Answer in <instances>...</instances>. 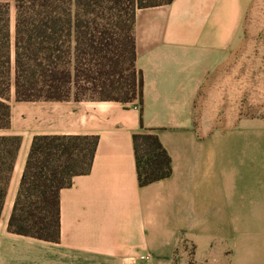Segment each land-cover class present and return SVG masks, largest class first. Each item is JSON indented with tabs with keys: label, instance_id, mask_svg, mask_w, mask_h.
<instances>
[{
	"label": "crops",
	"instance_id": "0c3cea01",
	"mask_svg": "<svg viewBox=\"0 0 264 264\" xmlns=\"http://www.w3.org/2000/svg\"><path fill=\"white\" fill-rule=\"evenodd\" d=\"M135 37L141 105L10 103L0 133L21 145L0 217V264H264V115L255 114L264 109V0L141 8ZM145 130L158 136L171 174L140 186L132 136ZM43 134L98 136L90 171L60 191L58 242L7 229L32 138Z\"/></svg>",
	"mask_w": 264,
	"mask_h": 264
},
{
	"label": "trees",
	"instance_id": "16d2710c",
	"mask_svg": "<svg viewBox=\"0 0 264 264\" xmlns=\"http://www.w3.org/2000/svg\"><path fill=\"white\" fill-rule=\"evenodd\" d=\"M171 1L14 0L12 66L10 6L0 0V132L10 128L11 86L19 102L73 98L141 105L136 11ZM132 140L140 186L171 174V159L154 132L134 133ZM97 144L96 135H35L8 231L58 242L60 191L90 171ZM20 145L21 136L0 133V217Z\"/></svg>",
	"mask_w": 264,
	"mask_h": 264
},
{
	"label": "rangeland",
	"instance_id": "374dc122",
	"mask_svg": "<svg viewBox=\"0 0 264 264\" xmlns=\"http://www.w3.org/2000/svg\"><path fill=\"white\" fill-rule=\"evenodd\" d=\"M5 2H8L9 6H10V14H9V18H10V33H11V49H10V54H11V59H12V66H13V47H12V38H13V33H14V19H15V10H14V0H3ZM262 65H259V68H261ZM12 79V77H11ZM206 90V89H205ZM205 90L202 91L201 97L199 98V102L204 103L205 107L207 106V104L205 103V100L208 95L205 94ZM96 96V95H94ZM85 97H89V95H86ZM8 98H9V102L13 103L15 100V96H14V87L11 86L9 93H8ZM200 104V103H199ZM211 108V105H210ZM209 112L211 113H216V111H213V109H207ZM256 115L259 116H263L264 115V109H259L257 110V112L255 113ZM18 188V187H17ZM17 191V190H16ZM16 195V194H15Z\"/></svg>",
	"mask_w": 264,
	"mask_h": 264
}]
</instances>
